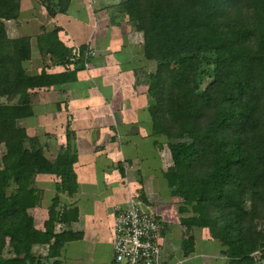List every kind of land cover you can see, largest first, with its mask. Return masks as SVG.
Here are the masks:
<instances>
[{
  "label": "trees",
  "instance_id": "16d2710c",
  "mask_svg": "<svg viewBox=\"0 0 264 264\" xmlns=\"http://www.w3.org/2000/svg\"><path fill=\"white\" fill-rule=\"evenodd\" d=\"M69 2H45L46 10L65 12ZM120 9L142 35L143 57L154 63L145 78L152 128L170 153L169 194L190 212L181 255L194 252L192 229L201 227L219 241L224 264H255V252L264 257V0H123ZM18 15L19 0H0V264H43L80 237L55 231L57 222H68L58 193L76 190L75 156L68 147L48 159L43 139L29 135L22 120L33 113L29 90L70 75L25 70L29 37L9 38L1 28V20ZM36 42L53 62L83 65L85 46L71 62L56 28L43 29ZM41 172L60 179L37 227L28 209L38 195L33 176ZM42 245L48 253L36 254Z\"/></svg>",
  "mask_w": 264,
  "mask_h": 264
},
{
  "label": "crops",
  "instance_id": "0c3cea01",
  "mask_svg": "<svg viewBox=\"0 0 264 264\" xmlns=\"http://www.w3.org/2000/svg\"><path fill=\"white\" fill-rule=\"evenodd\" d=\"M48 1L19 0L18 17L1 20L9 38L29 37L31 56L23 62L28 73L70 75L69 80L29 90L33 113L22 120L29 135L43 139L48 159L68 147L75 156L76 190L58 193L68 222H57L55 231L70 229L80 237L66 242L48 263L111 264L115 209L125 207L131 194L149 210L161 197L171 196L163 156L166 138L154 132L148 110L145 78L153 65L143 57L142 35L120 9L123 0H70L65 12L53 16L46 10ZM54 28L72 53L90 42L88 68L53 62L40 53L37 35ZM59 179L52 172L33 176L38 195L28 210L37 227L47 220ZM161 238L163 263L182 264L168 254L167 240Z\"/></svg>",
  "mask_w": 264,
  "mask_h": 264
},
{
  "label": "built area",
  "instance_id": "2783aa9c",
  "mask_svg": "<svg viewBox=\"0 0 264 264\" xmlns=\"http://www.w3.org/2000/svg\"><path fill=\"white\" fill-rule=\"evenodd\" d=\"M92 54V46L87 42L82 53L84 68H88ZM77 55L78 52L72 53L70 61ZM159 222L158 215L131 194L127 205L113 213L111 264H164Z\"/></svg>",
  "mask_w": 264,
  "mask_h": 264
},
{
  "label": "rangeland",
  "instance_id": "374dc122",
  "mask_svg": "<svg viewBox=\"0 0 264 264\" xmlns=\"http://www.w3.org/2000/svg\"><path fill=\"white\" fill-rule=\"evenodd\" d=\"M151 65L154 66V63L152 62ZM163 156L166 157L164 166L165 168H167L169 165H171V157L167 147L164 150ZM55 176L59 179V175L55 174ZM180 205L181 199L179 197H167V195H165L161 197L160 201L156 202L155 206H153V209L155 211L161 212V216H158L160 219L159 225L162 237H165L164 240H167L166 242L168 245V254L172 255L175 260H179V263L182 264H186L188 262H193L195 264H224L226 261V255L220 252L221 246L219 244V241L213 238L206 228L194 227L192 229V234L194 235L195 250L192 254L189 255L191 256L189 258L181 255L180 245L184 232L182 221L186 216L189 215L190 212L180 211ZM154 210L151 211L153 212ZM40 223L41 222H38L37 225ZM42 247L43 249H41L40 252L43 254H47L48 250H45V246ZM163 247L166 248L165 243H163ZM34 252L37 254L38 250L35 249ZM254 256L256 258L255 264H264V257H260L259 251L255 252ZM43 264H48V262Z\"/></svg>",
  "mask_w": 264,
  "mask_h": 264
}]
</instances>
